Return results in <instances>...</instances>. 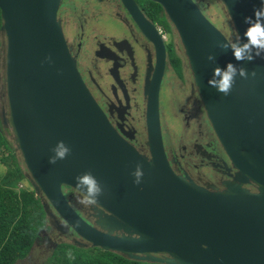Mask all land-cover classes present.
Masks as SVG:
<instances>
[{
    "label": "water",
    "instance_id": "1",
    "mask_svg": "<svg viewBox=\"0 0 264 264\" xmlns=\"http://www.w3.org/2000/svg\"><path fill=\"white\" fill-rule=\"evenodd\" d=\"M60 1L0 0L4 121L31 186L44 199L45 215H57L65 230L72 229L86 241L76 245L127 258L161 264H264V57L243 63L256 76L237 77L227 96L207 84L214 64L223 68L229 62L242 63L220 44L244 30L242 19L259 6L257 0H219L231 15L229 36L210 22L195 0H151L162 7L191 61L209 122L240 181L253 182L255 193L233 184L225 192L194 188L171 169L159 116L163 37L134 0H120L157 58L145 86L149 160L129 144L112 126L71 57L57 17ZM208 54L214 62L205 59ZM58 140L70 152L49 164L50 149ZM136 165L143 171L139 184H133L130 175ZM84 171L102 185L97 206L107 214L104 226L121 234L88 223L64 196L62 186L72 188L73 177Z\"/></svg>",
    "mask_w": 264,
    "mask_h": 264
},
{
    "label": "flooded vegetation",
    "instance_id": "2",
    "mask_svg": "<svg viewBox=\"0 0 264 264\" xmlns=\"http://www.w3.org/2000/svg\"><path fill=\"white\" fill-rule=\"evenodd\" d=\"M62 1L67 2L63 5ZM134 1L144 17L150 20L148 0ZM57 17L67 48L90 93L118 133L149 160L145 86L148 75L151 77L155 69L154 46L120 0H61ZM153 23L163 37L165 48L159 116L164 151L171 169L194 188L225 192L227 185L233 184L252 193L258 192V187L247 178L240 181V173L219 142L198 88L187 70L184 50L176 32L171 27L170 33H166L162 26ZM170 53L175 56L171 58ZM175 57H179L180 67L173 62ZM0 88V96L5 100L3 83ZM1 109L6 117V100ZM62 189L64 196L70 198L71 207L85 221L90 224L95 221L100 225L96 228L105 232L121 234L117 229L102 226L107 214L105 211L100 213L99 206L84 208L76 203L71 187L62 186ZM61 222L57 215L46 216V226L40 232L42 240L53 244L52 249L63 242L60 241L63 238L75 244L86 243L72 229L65 230Z\"/></svg>",
    "mask_w": 264,
    "mask_h": 264
},
{
    "label": "trees",
    "instance_id": "3",
    "mask_svg": "<svg viewBox=\"0 0 264 264\" xmlns=\"http://www.w3.org/2000/svg\"><path fill=\"white\" fill-rule=\"evenodd\" d=\"M210 1L199 0L202 9L209 10ZM148 19L162 26L170 33L171 26L164 17L163 9L148 0ZM2 20L0 17V27ZM2 33L0 31V60L2 55ZM172 49L169 50L171 52ZM171 58L174 57L170 53ZM179 57L173 62L180 67ZM3 97L0 96V101ZM0 108V162L5 171L0 173V264H14L25 258L41 230L46 226L43 197L36 195L31 186L25 166L17 155L10 128L4 121ZM26 181L29 186L23 185ZM22 184L21 188L18 185ZM44 264H161L124 257L116 252L106 251L100 247H81L73 242H59L51 250Z\"/></svg>",
    "mask_w": 264,
    "mask_h": 264
},
{
    "label": "clouds",
    "instance_id": "4",
    "mask_svg": "<svg viewBox=\"0 0 264 264\" xmlns=\"http://www.w3.org/2000/svg\"><path fill=\"white\" fill-rule=\"evenodd\" d=\"M257 2L259 6L253 8L251 16H244L242 19V23L245 25L244 30L237 33L235 38L228 37L221 41L220 47L230 50L233 59L242 62L237 64L229 62L223 68L214 64L207 84L224 96L229 94L237 77L245 79L256 76L255 71H246L242 66L243 63H250L255 58L264 57V0H257ZM222 11L224 16L227 15L228 20L226 17L225 19L220 18L224 22V27H216L229 36L231 15L226 6L225 9L222 8ZM205 59L209 62L215 61L212 54H208ZM185 60L187 70L194 79V74L191 72V61L187 57ZM44 61L51 63L47 56H45ZM50 152L52 154L48 157V163L55 164L58 160H63L69 154L70 149L63 141L58 140ZM130 175L132 176V183L139 184L143 176L141 166L136 165ZM72 191L78 205L84 208H92L98 204L103 188L90 171H84L73 177Z\"/></svg>",
    "mask_w": 264,
    "mask_h": 264
},
{
    "label": "rangeland",
    "instance_id": "5",
    "mask_svg": "<svg viewBox=\"0 0 264 264\" xmlns=\"http://www.w3.org/2000/svg\"><path fill=\"white\" fill-rule=\"evenodd\" d=\"M82 1L83 0H80V2H82ZM195 1H197V5L200 8V10L203 12V14L210 20V22L214 26H217L219 28L224 27V22L220 18L225 19V17H226V20H228V18H227L226 14H225V16L223 14L222 8L224 9V7H223L221 2H220V4H217L216 1L215 2L210 1L211 5L208 7V9L209 8L210 9L207 11L205 9H202V7H200L199 2H198L199 0H195ZM65 2H67V1H62V4L64 5ZM62 4H61V6H62ZM62 7H64V6H62ZM2 39H3V41H2L3 47H2V55H1V60H0V84L3 83L2 78L4 75V67L2 64V58L4 56L3 55V49H4V38H3V36H2ZM4 103H5V100L1 99L0 108L2 107V105ZM17 155L21 159V156H20V153L18 152V150H17ZM22 164H23V162H22ZM4 171H5V165L0 162V173H3ZM23 185L29 186V182L26 181L25 183H23ZM19 186H21V185H19ZM62 191L64 192V189H62ZM69 200H70V198H69ZM49 216H51V215H49ZM47 217H48V215H47ZM98 226H100V225H98ZM102 226H104V224ZM42 236L43 235H39V237L36 238L34 245H33L32 249H30V252L28 253V255L25 258L16 261L14 264H44L46 262L48 256H49L50 252H51L53 244L49 245V243L46 240H42V238H41ZM55 238H57V236H55ZM65 239L66 238L60 239V241H63V240L66 241ZM68 241L70 242V240H67V242ZM78 243H81V242H78Z\"/></svg>",
    "mask_w": 264,
    "mask_h": 264
},
{
    "label": "built area",
    "instance_id": "6",
    "mask_svg": "<svg viewBox=\"0 0 264 264\" xmlns=\"http://www.w3.org/2000/svg\"><path fill=\"white\" fill-rule=\"evenodd\" d=\"M19 185H21V186H19ZM19 185H18V188H21L22 187V184H19Z\"/></svg>",
    "mask_w": 264,
    "mask_h": 264
}]
</instances>
